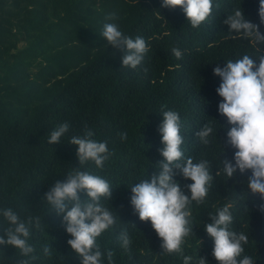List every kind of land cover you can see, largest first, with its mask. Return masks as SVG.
I'll use <instances>...</instances> for the list:
<instances>
[{
    "label": "trees",
    "instance_id": "trees-1",
    "mask_svg": "<svg viewBox=\"0 0 264 264\" xmlns=\"http://www.w3.org/2000/svg\"><path fill=\"white\" fill-rule=\"evenodd\" d=\"M238 7L264 31L259 0H217L211 18L197 28L180 6L161 7V0H0V206L12 207L22 217H40V227L29 241L36 258L29 264H80L67 244L70 234L62 214L50 208L43 194L56 180H64L67 171L79 167L77 145L68 139L82 135L85 127L114 150L102 169L91 163L84 166L112 185L105 203L116 212L118 223L98 237L101 251L112 250V264H183L181 256L162 252L161 238L151 223L139 219L129 203L131 185L158 171L162 145L157 128L161 111L167 109L176 110L183 122L184 155L208 159L214 176L204 202L193 201L191 206L193 234L182 246L184 254L193 257L190 264H198L199 256L217 264L212 238L203 226L210 222L209 212L225 204L233 215L231 227L249 236L243 254L251 255L254 264H264L260 207L264 201L247 187L250 170H237L228 178L222 172L221 161L231 159L235 149L227 143L226 117L217 110L222 99L215 91L220 78L212 69L257 51L250 38L227 32L223 21ZM110 11L117 12L125 33L143 36L150 45L147 72L122 66V51L100 35ZM29 30L33 32L25 35ZM19 33L22 39H31L29 46L18 48ZM173 47L182 51L180 58L173 55ZM39 55L46 63L30 79L28 68ZM28 56L33 60H26ZM63 121L70 125L68 133L47 144L49 131ZM206 122L216 129V136L203 145L195 133ZM121 131L127 132L123 140ZM176 178L182 184L189 182ZM6 223L0 217V234ZM122 227L131 236L127 251L117 239ZM45 243L50 255L41 250ZM0 248L2 264L27 259L12 246ZM103 258L108 264L106 255Z\"/></svg>",
    "mask_w": 264,
    "mask_h": 264
},
{
    "label": "clouds",
    "instance_id": "clouds-1",
    "mask_svg": "<svg viewBox=\"0 0 264 264\" xmlns=\"http://www.w3.org/2000/svg\"><path fill=\"white\" fill-rule=\"evenodd\" d=\"M175 6H180L189 24L197 28L211 18L217 0H161V7ZM258 15L260 24L264 25V0H259ZM118 19L117 12L106 13L100 35L113 48L122 51V66L141 67L147 72L145 60L150 45L143 36L125 33ZM223 22L228 25L229 35L250 38L257 51L254 54L245 53L234 60L228 59L223 66L217 64L212 69L220 78L215 89L222 97L217 110L226 117L229 125L226 130L227 143L235 149L231 159L225 157L221 161L222 172L228 178L237 170L241 173L250 170L247 187L251 192L259 193L261 201H264V55L261 54L264 52V31L260 30L258 24L246 19L240 7L228 13ZM171 51L177 58L182 56V51L177 47ZM161 114L157 131L162 145L158 151L162 159L157 162L158 171L131 185L129 203L139 219L151 223L161 238L162 252L175 253L182 257L183 264H190L193 257L184 254L182 246L185 238L193 234L191 206L193 201L196 204L204 202L214 176L208 159L184 155L182 145L185 136L181 131L183 122L180 114L174 109L163 110ZM69 128L67 121L56 124L47 135V144L59 142ZM119 135L123 140L127 132L121 131ZM213 135L216 136V129L207 122L195 133L203 145L209 144ZM93 137L94 132L88 127L84 128L82 135L69 137L68 140L77 145L79 167L67 171L64 180H56L44 192L43 199L50 208L62 214L65 231L70 234L67 244L79 256L80 264H105V255L108 264H112V250L102 252L98 243V237L118 223L116 212L105 203L111 197L112 185L106 178L84 166L91 163L96 169H102L114 150L108 147L106 140ZM177 176L189 182L182 184ZM81 192L85 194L83 198ZM260 207L264 209V203ZM209 216L210 222L203 227L212 238V256L217 264H254L251 255L243 254L244 245L249 240L248 234L231 227L233 215L230 206L225 204L215 212H209ZM0 217L7 222L6 226L2 225L4 234H0V245L12 246L27 257L17 264H29V260L36 258L35 248L29 241L33 230L40 227V217H22L12 207L2 206ZM117 239L127 251L131 236L126 228H121ZM41 250L44 255L51 254L47 243L41 246ZM199 257L198 264H208L204 257Z\"/></svg>",
    "mask_w": 264,
    "mask_h": 264
},
{
    "label": "rangeland",
    "instance_id": "rangeland-1",
    "mask_svg": "<svg viewBox=\"0 0 264 264\" xmlns=\"http://www.w3.org/2000/svg\"><path fill=\"white\" fill-rule=\"evenodd\" d=\"M36 21V20H35ZM16 28V26H14V29ZM19 32V31H18ZM17 32V33H18ZM33 31H31V30H29V32H26L25 33V35H27V34H29V33H32ZM20 38V39H19ZM19 38H18V41H17V45H18V48H20V49H22V48H24L25 46H29L30 44H31V39H28V38H26V39H22L21 38V35H20V33H19ZM48 39H49V36L48 35H46L45 37H44V44H47L48 43ZM41 45V44H40ZM39 46V45H38ZM14 52H15V50H13ZM31 57H27L26 58V60L27 59H30ZM30 60H33V58H31ZM10 61H14V57H11L10 58ZM46 63V60L42 57V55H39L38 57H37V59H35L34 61H33V63H32V65H30L29 66V68H28V71H29V73H30V79H33V78H35V75H36V72L38 71V69H39V67H40V65H42V64H45Z\"/></svg>",
    "mask_w": 264,
    "mask_h": 264
}]
</instances>
